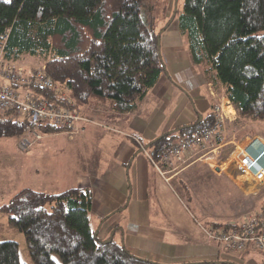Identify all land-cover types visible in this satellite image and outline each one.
<instances>
[{
  "label": "trees",
  "instance_id": "trees-1",
  "mask_svg": "<svg viewBox=\"0 0 264 264\" xmlns=\"http://www.w3.org/2000/svg\"><path fill=\"white\" fill-rule=\"evenodd\" d=\"M147 1L0 0L4 57L38 58L79 105L109 102L125 113L163 72L162 31L146 22ZM178 19L193 60L205 65L217 89L224 86L237 122L264 121V0H185ZM32 90L50 104L67 105L52 89ZM213 108V113L149 142L150 153L158 158L171 145L213 126ZM36 128L44 134L64 131L20 119L13 111L0 113V137L25 138ZM92 206L89 187L57 193L23 187L0 204V212L24 234L35 264H168L135 255L114 238L102 239L91 225ZM0 264H27L17 241L0 240Z\"/></svg>",
  "mask_w": 264,
  "mask_h": 264
},
{
  "label": "crops",
  "instance_id": "crops-1",
  "mask_svg": "<svg viewBox=\"0 0 264 264\" xmlns=\"http://www.w3.org/2000/svg\"><path fill=\"white\" fill-rule=\"evenodd\" d=\"M173 1L148 0L143 8L145 20L162 31L161 51L166 69L156 84L125 113L112 109L109 102L85 106L91 122L76 134L82 139L75 153L67 152L55 173L44 167L33 171L45 180H52V193L73 186L91 188L93 230L104 240L114 238L123 243L135 255L168 264H264L262 252L253 248L233 252L211 237L209 227L232 222L236 217L209 223L193 217L184 195V186L189 190L190 187L178 181L187 169L206 162L211 171L225 173L236 187L235 178L229 170L224 172L222 165L227 168L230 159L219 163L202 159L187 163L178 172L161 175L149 158V142L179 126L194 123L200 115L213 113L217 103L230 114L227 128L237 118L224 86L217 89L205 65L193 60L179 25L181 12L160 26L161 18L171 17L169 7ZM232 140L226 139L225 143ZM238 146L248 147L257 155L264 149V136L254 134Z\"/></svg>",
  "mask_w": 264,
  "mask_h": 264
},
{
  "label": "rangeland",
  "instance_id": "rangeland-1",
  "mask_svg": "<svg viewBox=\"0 0 264 264\" xmlns=\"http://www.w3.org/2000/svg\"><path fill=\"white\" fill-rule=\"evenodd\" d=\"M184 3L185 0L171 2L170 7L168 6L171 17L161 18L159 20L160 26L169 23L175 14L178 15L182 11ZM143 15L145 17L144 11ZM157 15H160V13H157ZM146 22L150 23L148 20ZM20 63L27 71L36 66L46 65L41 63L38 58L31 56L24 57ZM25 64L31 65V67L28 68ZM215 106H218V103ZM16 117L25 119L18 115ZM237 120L238 114L235 123L230 124L226 132L225 140L233 139L232 142L216 150V153L210 154L212 161H217V163H219V160L226 162L230 159L227 168L224 164L222 165L224 172L229 170L235 178L237 188L235 185H231L232 183H230L231 181L225 173L218 174L216 171H211L206 162H200L190 167L178 180L180 183H187L190 187V194L184 192L189 212L193 217L205 223L220 222L223 217L232 215L236 217L232 222H238L246 215L264 207V182L257 183L251 178L240 175L235 162L232 161V155L238 144L242 145L247 137L254 134L264 136V121L240 120L237 122ZM64 132L44 134L41 139L36 140L29 147H22L23 137L16 135L0 137V204L7 201L23 187H32L48 192L53 191L54 188L50 185L52 180H45L40 173L35 174L33 170L44 167L47 171L55 173L56 166L60 163L63 164L66 153L72 151L75 153L82 137L76 136L77 133ZM25 136L31 140L34 139L33 134L30 132ZM196 156H199V154ZM238 176L239 178H237ZM0 240L17 241L21 259L27 264H35L31 258L24 234L10 223L5 212H0Z\"/></svg>",
  "mask_w": 264,
  "mask_h": 264
},
{
  "label": "built area",
  "instance_id": "built-area-1",
  "mask_svg": "<svg viewBox=\"0 0 264 264\" xmlns=\"http://www.w3.org/2000/svg\"><path fill=\"white\" fill-rule=\"evenodd\" d=\"M4 47L5 42H1L0 113L13 111L36 125L41 123L55 125L63 128L67 133L83 132L85 124L91 120L85 114L84 106L79 105L71 97L68 88L53 78L45 66H36L27 71L21 63L4 58ZM164 63L165 60L160 63L161 68L165 67ZM192 80L194 81L193 78ZM32 86L52 89L67 105L50 104L43 96L35 93ZM215 111L217 120L213 126L198 135L185 137L171 145L162 151L158 158L148 153L151 163L161 175L178 172L187 163L212 159L210 154L216 153V150L225 146L227 120L230 119V114H227L221 105L215 106ZM32 134L34 139L25 137L22 140V147H29L44 136V133L37 128ZM250 146H253V142ZM198 154L199 156H196ZM263 156L264 149L254 155L248 147L237 145L232 161L235 162L240 175L251 178L257 183H263ZM213 164L216 165L215 162ZM209 233L221 246L233 252L253 248L264 254V207L234 222L229 228L210 229Z\"/></svg>",
  "mask_w": 264,
  "mask_h": 264
},
{
  "label": "bare ground",
  "instance_id": "bare-ground-1",
  "mask_svg": "<svg viewBox=\"0 0 264 264\" xmlns=\"http://www.w3.org/2000/svg\"><path fill=\"white\" fill-rule=\"evenodd\" d=\"M5 58V57H4ZM165 64V63H164ZM45 67H46V65H44ZM165 67L164 68H161L160 67V69L162 70V71H164L165 69H166V65H164ZM34 68V67H33ZM32 69V68H31ZM47 70V69H46Z\"/></svg>",
  "mask_w": 264,
  "mask_h": 264
}]
</instances>
